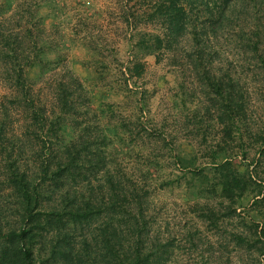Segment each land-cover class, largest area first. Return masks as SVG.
I'll list each match as a JSON object with an SVG mask.
<instances>
[{"label":"trees","instance_id":"16d2710c","mask_svg":"<svg viewBox=\"0 0 264 264\" xmlns=\"http://www.w3.org/2000/svg\"><path fill=\"white\" fill-rule=\"evenodd\" d=\"M61 3L0 0V62L15 93L10 104L25 118L19 135L10 132L14 123L9 115V120L0 118V264H166L167 245L148 237L147 197L129 187L108 162L110 148L120 140L124 146L129 133L125 138L116 130L114 137L112 131L97 133L83 126L73 136L75 127L69 125L78 127L76 117L92 110V98L68 69L56 81L52 112L35 99V86L61 69L68 57ZM142 4L148 8L143 22L158 23L161 33L140 35L137 48L154 55L189 42V64L207 88L208 110L215 109L225 137L237 133L243 140L249 90L257 78H264V0ZM226 28L236 33L234 44L241 57L252 56L243 67L255 61L257 77L210 75L204 65L214 60L210 44ZM52 33L58 34L57 41L50 39ZM133 66L142 76L143 64L137 61ZM129 72L133 74L130 68ZM257 138L259 157L251 164H246L245 152L232 158L223 147L213 151L211 163L193 172L198 184L192 194L198 200L205 191L206 198L219 200V205L200 211L199 217L210 226L233 220L246 207L254 211L255 217L247 213L245 218L251 237L242 233L238 241L255 238L264 257V131ZM100 174L104 182L94 187L91 179Z\"/></svg>","mask_w":264,"mask_h":264},{"label":"rangeland","instance_id":"374dc122","mask_svg":"<svg viewBox=\"0 0 264 264\" xmlns=\"http://www.w3.org/2000/svg\"><path fill=\"white\" fill-rule=\"evenodd\" d=\"M61 4L66 10L61 33L67 34L68 57L61 69L35 86L38 105L52 112L56 81L68 69L92 98V110L76 117L79 128L69 125L75 127L73 136L83 126L97 133L112 131L114 137L116 130L123 137L129 133L124 146L120 140L110 148L108 162L129 187L139 188L147 197L148 237L167 245L166 264H264L255 238L238 241L242 233L251 237L245 218L247 213L255 217L254 211L246 207L233 220L210 226L199 217L200 211L206 205H219V200L206 198L205 191L198 200L192 194L198 184L193 172L206 168L211 153L220 147L232 158L243 157L245 152L246 164L258 160L257 136L264 131V78H257L249 90L243 140L237 133L225 137L215 109L208 110L207 88L189 64V42L181 41L173 50L154 55L137 48L140 35L161 33L158 23L143 22L147 7L142 0H62ZM235 35L228 28L218 33L210 44L214 60L204 65L216 78L229 74L255 78L258 67L255 61L251 68L243 67L252 56L241 57ZM50 39L57 41L58 34L52 33ZM137 61L144 66L142 76L133 70ZM13 94L0 62V118L9 115L14 123L10 132L19 135L25 118L20 108L10 104ZM108 106L113 107L111 112ZM27 150L30 156L31 148ZM104 178V174L93 177L92 185L101 186Z\"/></svg>","mask_w":264,"mask_h":264}]
</instances>
